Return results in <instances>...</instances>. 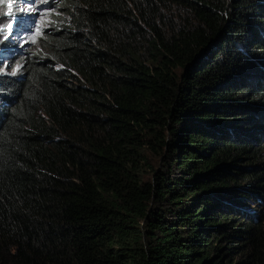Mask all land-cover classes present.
I'll return each mask as SVG.
<instances>
[{
  "label": "trees",
  "instance_id": "1",
  "mask_svg": "<svg viewBox=\"0 0 264 264\" xmlns=\"http://www.w3.org/2000/svg\"><path fill=\"white\" fill-rule=\"evenodd\" d=\"M49 10L0 72V264H264V0Z\"/></svg>",
  "mask_w": 264,
  "mask_h": 264
},
{
  "label": "rangeland",
  "instance_id": "2",
  "mask_svg": "<svg viewBox=\"0 0 264 264\" xmlns=\"http://www.w3.org/2000/svg\"><path fill=\"white\" fill-rule=\"evenodd\" d=\"M47 1L0 0V58L5 63L8 55L4 52V42L15 43L17 48L25 46L29 49L28 51L36 50L44 38V33L50 32L51 28L48 25V19L50 18L51 10L44 6ZM51 1L54 2V0H49L47 4L51 5ZM19 23L21 24L19 25ZM15 24L17 25L16 29ZM20 67L22 65L15 66L12 69V74L20 76L17 70ZM245 162L249 165L248 161ZM240 196L241 194H237V199ZM260 204L259 200L250 203L248 212L257 213L258 205ZM237 217L239 220L249 219L242 214Z\"/></svg>",
  "mask_w": 264,
  "mask_h": 264
},
{
  "label": "clouds",
  "instance_id": "3",
  "mask_svg": "<svg viewBox=\"0 0 264 264\" xmlns=\"http://www.w3.org/2000/svg\"><path fill=\"white\" fill-rule=\"evenodd\" d=\"M49 1V0H48ZM48 1L44 4V6H46V8L47 9H49V5L47 4L48 3ZM21 23H19V25H20ZM16 27H17V25L15 24V29H16ZM14 31V30H13ZM13 33V32H12ZM18 33H19V31H18ZM6 42H8V41H6ZM6 42H4V52L6 53V55H8V59H6L5 61H6V63L4 62V60H2L1 58H0V63H1V65H2V68L0 69V72H5V71H7L9 68H10V65H9V63H8V61H9V53L8 52H10V51H14V50H21V49H24V50H27L28 48L27 47H25V46H22L21 48H17L16 47V44L15 43H9V44H6Z\"/></svg>",
  "mask_w": 264,
  "mask_h": 264
}]
</instances>
